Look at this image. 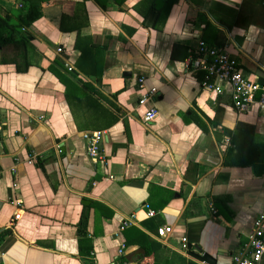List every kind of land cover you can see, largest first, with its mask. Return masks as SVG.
<instances>
[{
	"label": "crops",
	"instance_id": "obj_1",
	"mask_svg": "<svg viewBox=\"0 0 264 264\" xmlns=\"http://www.w3.org/2000/svg\"><path fill=\"white\" fill-rule=\"evenodd\" d=\"M21 2L3 1L0 16L18 21ZM147 11L145 0H43L22 30L28 71L0 47V264H234L248 243L264 213V114L236 109L230 86L203 89L188 62L201 39L264 83V0H175L156 27ZM141 78L154 105H139ZM85 132L106 133L104 162Z\"/></svg>",
	"mask_w": 264,
	"mask_h": 264
},
{
	"label": "built area",
	"instance_id": "obj_2",
	"mask_svg": "<svg viewBox=\"0 0 264 264\" xmlns=\"http://www.w3.org/2000/svg\"><path fill=\"white\" fill-rule=\"evenodd\" d=\"M198 56L188 62L192 73H203L202 87L205 90L222 95L225 86L232 88L233 104L241 112L250 111L253 107L264 114V83L258 82L244 73L239 61L234 58L226 46H210L204 40H198ZM61 52V50H59ZM145 78L139 80L140 88L143 91L139 99V105L148 107L154 105L158 94L156 88H146ZM158 116L156 107L148 108L145 115V122L150 123ZM84 139L87 142L88 155L94 162H104L105 158L100 148V142L106 135L105 132H85ZM36 156H31L29 163L32 164ZM20 205V204H18ZM154 210L148 211L149 217H154ZM20 214L15 219H19ZM134 216L125 220L121 226L124 231L133 226ZM173 233L171 226H164L158 229V237L167 239ZM182 248L188 253V239L183 237ZM126 248L122 246L118 252L120 257L125 256ZM264 259V213L259 215L253 224L252 231L248 237V243L234 256V264H261ZM118 264H132L128 260H122Z\"/></svg>",
	"mask_w": 264,
	"mask_h": 264
},
{
	"label": "trees",
	"instance_id": "obj_3",
	"mask_svg": "<svg viewBox=\"0 0 264 264\" xmlns=\"http://www.w3.org/2000/svg\"><path fill=\"white\" fill-rule=\"evenodd\" d=\"M3 1L0 0V5ZM100 3H106L104 0ZM117 4L122 5L127 0H114ZM148 4V11L144 16L145 25L150 27H156L159 21L166 15L167 11L174 5L175 0H145ZM42 2L43 0H22L21 10L25 11L23 14H18V21H15L12 17L6 16L5 18L0 16V37L3 41L0 43V47H11L13 49V56L11 59L4 58V64H14L18 72H26L31 67L29 52L31 46V35L23 33L22 30L30 28L34 23L42 18ZM166 8V9H165ZM81 65H79L80 67ZM82 68V67H80ZM70 73H73L72 71ZM69 84L71 82L69 81ZM229 134L233 135L232 132ZM87 219H84L80 225V236H84L86 233ZM148 254L151 251L147 250Z\"/></svg>",
	"mask_w": 264,
	"mask_h": 264
},
{
	"label": "water",
	"instance_id": "obj_4",
	"mask_svg": "<svg viewBox=\"0 0 264 264\" xmlns=\"http://www.w3.org/2000/svg\"><path fill=\"white\" fill-rule=\"evenodd\" d=\"M197 260L206 263V264H215V260L209 255V254H204L203 256L199 254L194 255Z\"/></svg>",
	"mask_w": 264,
	"mask_h": 264
}]
</instances>
